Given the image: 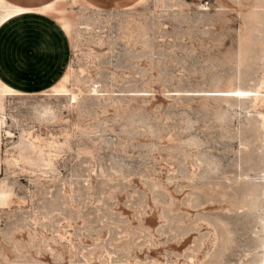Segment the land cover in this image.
<instances>
[{
  "label": "rangeland",
  "instance_id": "obj_1",
  "mask_svg": "<svg viewBox=\"0 0 264 264\" xmlns=\"http://www.w3.org/2000/svg\"><path fill=\"white\" fill-rule=\"evenodd\" d=\"M38 8L68 47L8 54L0 264H261L264 0Z\"/></svg>",
  "mask_w": 264,
  "mask_h": 264
},
{
  "label": "crops",
  "instance_id": "obj_2",
  "mask_svg": "<svg viewBox=\"0 0 264 264\" xmlns=\"http://www.w3.org/2000/svg\"><path fill=\"white\" fill-rule=\"evenodd\" d=\"M7 1L32 7L0 24V79L11 86L17 85V82L10 77L7 62L11 59H9L8 54L22 53L23 48H28L26 51L29 52L30 50L32 53L64 54L68 47L69 33L61 22L57 21L55 23L49 18L48 11L38 8L44 2L50 0ZM46 60L44 59L41 62L44 78L50 76V72H54V69H60L58 66L53 69L46 63Z\"/></svg>",
  "mask_w": 264,
  "mask_h": 264
},
{
  "label": "bare ground",
  "instance_id": "obj_3",
  "mask_svg": "<svg viewBox=\"0 0 264 264\" xmlns=\"http://www.w3.org/2000/svg\"><path fill=\"white\" fill-rule=\"evenodd\" d=\"M47 2V1H46ZM48 7H51L52 5L49 3L45 4ZM32 7L28 6H22L17 3L7 1V0H0V24L4 21H7L11 17H13L16 14L23 13L26 10H29ZM68 27L67 25L65 26ZM68 74L64 75L59 82V84L56 86H53V89L59 91V92H65L66 88L64 86V81L67 79ZM22 92L13 88L12 86L6 84L0 79V95L3 97L5 95L9 94H21ZM74 97V96H73ZM261 264H264V258Z\"/></svg>",
  "mask_w": 264,
  "mask_h": 264
}]
</instances>
